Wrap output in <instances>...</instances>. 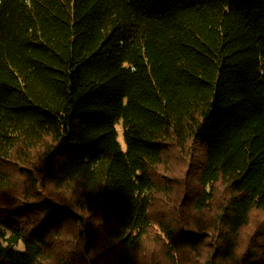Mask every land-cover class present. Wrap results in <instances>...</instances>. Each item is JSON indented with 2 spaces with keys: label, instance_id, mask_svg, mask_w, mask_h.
I'll return each mask as SVG.
<instances>
[{
  "label": "trees",
  "instance_id": "trees-1",
  "mask_svg": "<svg viewBox=\"0 0 264 264\" xmlns=\"http://www.w3.org/2000/svg\"><path fill=\"white\" fill-rule=\"evenodd\" d=\"M0 264H264V0H0Z\"/></svg>",
  "mask_w": 264,
  "mask_h": 264
},
{
  "label": "rangeland",
  "instance_id": "rangeland-1",
  "mask_svg": "<svg viewBox=\"0 0 264 264\" xmlns=\"http://www.w3.org/2000/svg\"><path fill=\"white\" fill-rule=\"evenodd\" d=\"M116 130H117V132L119 133V136H118V142H119V144L121 145V147H123V148L125 149V147H124V143H123V138H122V133H121V125H117V126H116ZM199 154H201L200 151L198 152V155H199ZM17 249L21 250V249H22V246L19 245V246L17 247Z\"/></svg>",
  "mask_w": 264,
  "mask_h": 264
}]
</instances>
